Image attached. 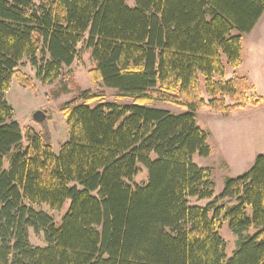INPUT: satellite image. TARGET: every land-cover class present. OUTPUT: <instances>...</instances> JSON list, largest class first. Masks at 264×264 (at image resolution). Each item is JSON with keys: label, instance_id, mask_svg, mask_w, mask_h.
I'll use <instances>...</instances> for the list:
<instances>
[{"label": "trees", "instance_id": "1", "mask_svg": "<svg viewBox=\"0 0 264 264\" xmlns=\"http://www.w3.org/2000/svg\"><path fill=\"white\" fill-rule=\"evenodd\" d=\"M127 2L0 0V264H264V153L215 196L211 169L193 161L211 154L196 110L227 116L264 104L245 77H225L264 0ZM80 42L93 79L132 103L65 104L68 138L55 153L22 132L5 93L15 75L32 84L17 72L23 59L41 83L55 82ZM140 166L147 181L132 186ZM66 201L59 225L34 208ZM224 222L237 236L229 258ZM29 228L43 231L45 246L30 244Z\"/></svg>", "mask_w": 264, "mask_h": 264}, {"label": "rangeland", "instance_id": "2", "mask_svg": "<svg viewBox=\"0 0 264 264\" xmlns=\"http://www.w3.org/2000/svg\"><path fill=\"white\" fill-rule=\"evenodd\" d=\"M127 4L133 6L134 0H128ZM77 50L78 57L71 65L62 68L60 77L52 84L41 83L29 61L23 59L17 67V72L29 79L32 84L30 87L22 85L15 75L5 93V100L14 112L13 119L18 122L22 132L32 129L39 133L52 146L55 153L59 152L60 145L68 138L66 118L62 112L65 104L72 102L78 105L83 103L85 98H92L88 101L91 107L101 102L119 105L132 103V98L119 97L115 89L93 79L92 70L95 62L91 57V50L84 42L77 45ZM234 76L247 79L252 88L247 93L249 96L256 94L264 97V15L253 30L242 38L240 65L225 68L226 78ZM148 105L172 113L182 112L177 105L164 101L154 100ZM35 110H42L51 117L37 123L32 120V113ZM195 118L197 125L209 132L211 154L208 157L195 155L193 161L198 166L211 169L215 196L221 193L226 178L241 175L251 167L258 154L264 153V104L256 107L246 106L227 116L202 107L196 110ZM7 165L8 159L5 158L4 167ZM147 176V169L140 166L138 174L129 184L132 186L143 184L147 181ZM210 201L211 199L201 201L190 199L191 204L197 205H205ZM68 207L69 201L58 210L51 209L47 204L34 205L35 209L49 214L56 225L60 224ZM249 232L252 234L254 229L251 228ZM219 233L226 242L225 253L229 258L236 248L237 236L229 230L226 222L222 223ZM28 237L33 246L46 245L43 231L36 232L29 228Z\"/></svg>", "mask_w": 264, "mask_h": 264}, {"label": "water", "instance_id": "3", "mask_svg": "<svg viewBox=\"0 0 264 264\" xmlns=\"http://www.w3.org/2000/svg\"><path fill=\"white\" fill-rule=\"evenodd\" d=\"M51 116L46 114L44 111L42 110H35L32 113V120L37 122V123H41L43 120L50 118Z\"/></svg>", "mask_w": 264, "mask_h": 264}, {"label": "crops", "instance_id": "4", "mask_svg": "<svg viewBox=\"0 0 264 264\" xmlns=\"http://www.w3.org/2000/svg\"><path fill=\"white\" fill-rule=\"evenodd\" d=\"M234 113V112H233Z\"/></svg>", "mask_w": 264, "mask_h": 264}]
</instances>
